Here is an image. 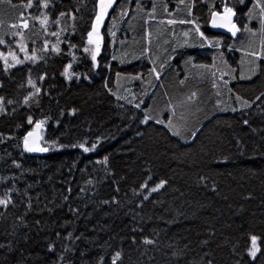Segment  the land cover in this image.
<instances>
[{
	"label": "trees",
	"instance_id": "trees-1",
	"mask_svg": "<svg viewBox=\"0 0 264 264\" xmlns=\"http://www.w3.org/2000/svg\"><path fill=\"white\" fill-rule=\"evenodd\" d=\"M28 2L0 3V32L27 21L23 37L40 57L9 73L0 62V198L12 201L0 208V264H112L117 252V264H264V60L255 78L232 85L250 107L200 117L193 141H182L163 124H144V110L112 90L125 70L110 61L112 44L124 33L140 39L143 8L154 0H116L107 10L97 66L84 48L99 0ZM218 10L195 6L207 35L219 34L208 26ZM45 16L52 29L41 25ZM72 61L75 77L66 82L62 73ZM29 116L47 121L45 146L63 147L25 152ZM85 142L95 149L73 147ZM161 181L165 187L144 200L142 185ZM253 235L259 253L251 261Z\"/></svg>",
	"mask_w": 264,
	"mask_h": 264
},
{
	"label": "crops",
	"instance_id": "crops-1",
	"mask_svg": "<svg viewBox=\"0 0 264 264\" xmlns=\"http://www.w3.org/2000/svg\"><path fill=\"white\" fill-rule=\"evenodd\" d=\"M257 4L264 6V0H245L243 4L239 0H154L146 4L143 12L147 19L139 25L140 39L134 37L137 32L131 33L133 37L124 33L112 44L110 61L125 69L115 74V96L124 104L143 109L144 124L160 120L166 125L172 121L173 126L168 128L178 132L175 136L182 141L191 140L189 136L194 135L200 117L245 107L236 99L239 95L233 92L232 85L255 78L264 60V55H250L264 54V14ZM196 5L210 11L218 5L220 12L225 5L231 7L236 13L233 21L241 31L235 36L221 31L207 35L193 14ZM244 9L246 12L239 15L238 11ZM181 20L192 23H180ZM197 26L203 37L195 31ZM192 93L196 95L190 99Z\"/></svg>",
	"mask_w": 264,
	"mask_h": 264
},
{
	"label": "snow or ice",
	"instance_id": "snow-or-ice-1",
	"mask_svg": "<svg viewBox=\"0 0 264 264\" xmlns=\"http://www.w3.org/2000/svg\"><path fill=\"white\" fill-rule=\"evenodd\" d=\"M4 2H7L9 4L12 3V0H0V3H4ZM239 2L241 4H243L245 2V0H239ZM116 3V0H99V12L97 13L96 15V22L92 25V31L88 32V41L87 43L89 45H95V48L94 50H90L89 48H84V51L85 52H89L91 51V59L92 61L95 63L96 59H97V55L99 54V51H100V41L102 40V37L100 36L99 34V26L100 24L103 22V19H104V16L106 15L107 13V10L109 8H111L113 6V4ZM33 5H32V2L31 0H29V2L26 4V7L28 8H31ZM257 6H260L259 4H257ZM44 7H48V4L45 3L44 4ZM261 7V12L262 14H264V6H260ZM65 14L64 13H61V16H64ZM212 19H211V25L212 27L214 28H226L230 33H232L233 36L236 35L237 32H240L241 31V28L240 27H237V23L233 21V17L236 15V13L232 10L231 7H228L227 5H225L224 7V11L223 12H220V11H214L212 12ZM73 19H75V17H72ZM55 23H59V21H54ZM192 23V21H184V20H181L180 23ZM41 25L44 26V25H47L48 23V17L45 16L43 20L40 21ZM169 23H175V21H169ZM16 25H14L15 27ZM23 27L24 28H27L28 27V23L27 21H24L23 22ZM248 31H251V29H246ZM195 31L200 33V29L199 27L197 26L195 28ZM261 31L264 32V24L261 25ZM52 35L54 36H58V33L56 32H52L51 33ZM255 34V33H253ZM185 35H187V33H185ZM200 35L203 37V33H200ZM4 41L3 40H0V44H3ZM261 47L264 48V43L261 44ZM21 49L23 50V45H21ZM48 50V44L47 42L45 43L44 45V51H47ZM52 51H55V52H59L60 49L59 47H53L52 48ZM9 55L12 56V59L15 61V63H21L22 61H20L14 53H9ZM250 55H253V56H257V58H261L262 55L264 54H257L255 52L253 53H250ZM0 57L3 58L5 64L8 65V67H12L13 65L11 64H8V57L7 56H4L3 53H0ZM28 59L30 60H36V56L35 55H32V56H29ZM75 59V58H73ZM203 67V66H202ZM72 68V64L69 63L62 75H64L66 78H68L69 80L72 79L73 75H75L73 72H71ZM152 72L153 73H156V69L153 68L152 69ZM213 75H215V73H213ZM156 76H157V79H159V73H156ZM137 79H139V77H136ZM30 84H32L31 81H29ZM181 83H183V81H181ZM226 83V82H225ZM215 86V84H214ZM32 87L36 89V92L35 94H39L40 92V89L36 87L35 84H32ZM196 93H192V97H195ZM261 95H264V93H262ZM29 99H31V96L29 97H26L25 98V101L24 103L27 104ZM236 99L238 101H241L244 105L246 106H251L247 100H242L241 97L239 96H236ZM257 100L260 99V97L258 96L256 98ZM12 101L9 100L8 101V104H11ZM236 109H233V111H235ZM0 113H5V108L3 107V98L0 97ZM173 115H175V112L173 111ZM181 119H183V117H181ZM27 123L29 125H34L33 127V130L31 131H28L27 134L23 137V149L25 152H28V153H33V152H41V153H47L50 151V147L51 148H56L57 145H56V142H53L51 144L50 147L48 146H43V144L41 143V141L43 140V136L42 134L40 133L39 130L42 129L45 121H36L34 122L32 117L29 116L27 118ZM157 123H163V121H160V120H157ZM245 124H247L248 122L247 121H244ZM166 127H171L173 126L172 125V121H168V124L165 125ZM174 135H179L178 132H174L173 133ZM63 147V146H61ZM73 147H79L80 149L83 150V152L85 153H88L90 152L91 150L95 149L96 145L95 144H92L90 147L86 146V142L85 143H80V144H77V145H73ZM21 165L20 164H16V167H20ZM91 183V182H89ZM165 184H166V181H161L159 184H157L155 187H151L149 189V193H156L157 191H159L160 189H163L165 187ZM143 188H148V184L147 182H145L144 185H142ZM65 199H67V197H65ZM144 200H148L149 199V196L148 195H145L143 197ZM112 202H115V199H113ZM12 201L8 198V197H4V198H0V208H3V209H7L9 204H11ZM105 203H108L107 201ZM29 210H31V205L29 204ZM4 213L3 212H0V217H3ZM22 219V218H21ZM37 223H39V221H37ZM57 236H59V233H57ZM69 238H71V233H69ZM75 239H79V237H76ZM257 236L253 235L251 236V249L249 250V255L255 259L256 257V254L257 252L259 251V248L257 247ZM145 244H153L154 241L153 240H150V239H145L143 241ZM5 245L3 243H0V249L4 248ZM48 251L49 252H52L54 251V249L50 246L48 248ZM65 251H71L70 249H65ZM174 256H180L181 253H173ZM58 260H64V257L63 256H58L57 257ZM121 259V254L119 252H117L115 254V257L112 259V264H117V261ZM65 264H67V262H65ZM98 264H103V261L102 259L98 262ZM188 264H193L192 261H189ZM208 264H211V261L208 262Z\"/></svg>",
	"mask_w": 264,
	"mask_h": 264
},
{
	"label": "rangeland",
	"instance_id": "rangeland-1",
	"mask_svg": "<svg viewBox=\"0 0 264 264\" xmlns=\"http://www.w3.org/2000/svg\"><path fill=\"white\" fill-rule=\"evenodd\" d=\"M42 11H43V9H42ZM14 25H16V26L14 27ZM46 26L49 29L53 28V24L51 22H48ZM7 28H9V27H7ZM7 28H5V29H7ZM1 29H3V27H0V30ZM9 29L11 31H9V33L6 34V35H4L2 32H0V40L4 41L3 44H0V53H3L4 56L8 57V64L13 65L12 67H8V65L5 64L3 58L0 57V62L2 63L4 69L7 71V73H9L13 68L21 67V66H25V65H33V64L37 63L40 60V57H39V54L37 53V51L34 48L29 47L27 42L25 41V39L23 37V30L25 29L23 27V24L10 25ZM5 31H7V30H5ZM100 32H101V29H100V26H99V34H100ZM100 36H101V34H100ZM21 45H23V50L21 49ZM48 46H52V41L51 40H49ZM101 46H102V40L100 41V47ZM94 48H95V45H90L89 46L90 50H94ZM9 53H14L15 56L22 62L18 63V64L15 63V61L12 59V56L9 55ZM32 55L36 56V60L33 61V60L28 59V57L32 56ZM73 63H74V61L71 62L72 66H73ZM95 66H97L96 63H95ZM70 71L72 72V68H71ZM63 77L66 80V82H71L74 79L75 76L73 75L71 80L66 78L64 75H63ZM40 121H45L42 129L39 130L40 133L43 136V140L41 141V143L43 144L44 138H45V130H46L47 121L46 120H40ZM194 137H193V139H194ZM193 139H191L189 142L193 141ZM43 146H45V145L43 144ZM59 149H61V147L57 146L56 150H59ZM33 154H41V152H33ZM155 186H151V185L148 184V188H143L142 187L143 196H145V195L149 196L151 194V193H149V189L151 187H155ZM257 247L259 248V238L257 239ZM250 249H251V238H250L249 250ZM258 253H259V251L257 252L256 256L258 255ZM248 255H249V251H248ZM249 257H250L251 261L255 260L250 255H249Z\"/></svg>",
	"mask_w": 264,
	"mask_h": 264
},
{
	"label": "water",
	"instance_id": "water-1",
	"mask_svg": "<svg viewBox=\"0 0 264 264\" xmlns=\"http://www.w3.org/2000/svg\"><path fill=\"white\" fill-rule=\"evenodd\" d=\"M210 26H211V29L214 31H221V32H225V33H230L226 28H214V27H212V25H210ZM99 54H100V51H99Z\"/></svg>",
	"mask_w": 264,
	"mask_h": 264
}]
</instances>
